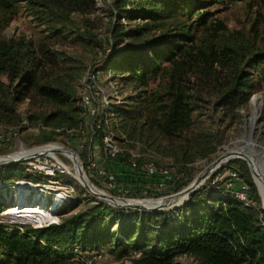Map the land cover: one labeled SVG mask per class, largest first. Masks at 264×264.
<instances>
[{"label": "trees", "instance_id": "obj_1", "mask_svg": "<svg viewBox=\"0 0 264 264\" xmlns=\"http://www.w3.org/2000/svg\"><path fill=\"white\" fill-rule=\"evenodd\" d=\"M22 3L38 20L41 38L2 35ZM96 10L97 0H0V76L8 81L7 92L0 97V123L19 135L38 128L40 144L79 139L87 165L91 155L96 158L94 145H99V165L119 185L130 189L139 185L138 192L182 190L188 183L181 184L176 173L164 181L165 169L157 163L156 174L148 173L144 166L152 157L147 154L134 158L125 149L116 158L109 157L103 144L104 136L112 135L108 121L128 147L140 143L144 152L170 156L181 167L210 160L231 138L230 129H241V110L258 89L254 72L264 64V14L257 13L248 31L232 30L214 21L201 0H114L108 48L87 74L108 73L113 86L120 85V96L127 90L134 95L107 111L103 102L96 103L99 94L95 95L94 117L83 102L84 69L73 66L74 57L58 46L73 37L102 49L89 17ZM77 15L82 18L75 20ZM26 101L30 109L22 119L18 107ZM117 165L129 177L121 179L114 171ZM225 167L238 170L255 207H246L213 186L214 174L178 216L97 202L78 212L76 207L65 209L58 224L44 228L10 230L0 225V264H71L76 258L85 263L103 249L119 257L138 255L133 264H178L181 256L198 264H264V213L257 208L262 196L244 161ZM90 177L104 186L97 172L91 170ZM162 181L164 187L159 186ZM5 207L0 202V210Z\"/></svg>", "mask_w": 264, "mask_h": 264}, {"label": "rangeland", "instance_id": "obj_2", "mask_svg": "<svg viewBox=\"0 0 264 264\" xmlns=\"http://www.w3.org/2000/svg\"><path fill=\"white\" fill-rule=\"evenodd\" d=\"M113 2L114 0H97V10L89 16L92 19L94 26L96 27L93 34L97 36L100 43H103L102 49L95 45L92 46L90 44L84 43L81 40L75 41L73 40V37H70L64 45L58 46L59 51H62L63 53H67L68 55L74 57V60L71 61L73 66L84 69L83 78L81 79V86L83 87L81 90L82 93L86 90L84 89L86 82L83 80L85 75L90 69L93 70L99 65V59L104 56V48H108L106 46L107 43H105V40L110 32L109 29L111 27V21L114 19L111 11ZM201 3L203 4L205 11L211 13L214 21L220 20L225 23L229 29L232 30L248 31L257 13L259 12L264 14V0H201ZM21 7H23L22 10L18 12L13 23L2 33V35L6 38H41V28L37 27V24L39 23L38 20L34 19V16L31 13L27 12L24 3L21 4ZM75 18V20H77L82 18V16L77 15ZM107 52L110 53L111 49H107ZM254 73V81L258 84V89L251 98L249 106L241 110V119L243 121V124L240 127L241 129L239 130L238 128V131L230 129L231 138L221 148H219L217 153L214 154L210 160H197L193 163L185 165V167H181L177 165L174 159L170 156L157 154L156 152H152L149 149L148 151L144 152V147L140 143H134L130 145L131 147H128L129 143L124 141L125 143H128L126 144V147L124 143L122 144L123 137H121V134L116 131L113 123L111 121H108V130L112 133L117 143L120 144L124 148V150L129 149L131 153L139 156L143 154L149 155L150 157H152L151 161L155 162V164L157 163V165H160L162 168L170 170L173 175L176 173L179 177L178 181L181 179V184L188 183V185H186L182 190L179 191H174L173 189L161 190L160 188H156L153 192L154 195H148L145 191L138 192L135 187H139V185L132 184L134 188L131 189L124 185H120L123 189H125L124 191L128 190L130 192L113 194L108 190L97 186L91 180V168L86 164L84 160L83 153L85 152L84 149L81 148V142H79V139L74 141L73 143L68 142V144H65L60 138H57V140L40 144L37 141V135L39 134L38 128L35 127H32V130L22 132L14 141V143H12V145H10L8 148L5 146H1L0 156L14 154L18 152L22 146L27 149H34L45 145H58V147L61 146L60 148H70L77 152L79 159L83 162V168L86 173V177H88V179L105 194H109L116 198H122L126 200H156L169 197L183 191L188 186H190L212 162L223 156L226 152L236 150L238 146L243 145L244 142L248 140V135L252 129L253 143L255 144V148L258 150L264 148V64H260V66L255 69ZM2 85H5V87H3ZM7 85L8 81L6 77L0 76V97L3 93L7 92ZM93 86H95L93 93L96 95L99 94V96H97L96 98V103L99 105L100 102H103L106 105V111L114 105L122 104L125 97L134 95L132 94L131 90H127L122 96H120V85L118 86V88L115 84L113 86L112 81L110 80V75L105 72H101L97 75L95 84H93ZM254 99H257L258 104H256V106L258 108V111L252 103V100ZM29 109V101L20 104V106L18 107V112L21 114L22 119H26V114ZM1 126L3 128H11L9 125L0 123V127ZM88 144L89 141L86 146H88ZM94 147L96 148L95 151L99 153V145L95 144ZM57 158L64 164V167L59 166L53 159L49 157L36 162V165L39 166L40 169L37 168L34 170H31L29 168L28 161L15 164L12 163L0 165V202L6 206L5 208L0 210L1 226L10 230H21L25 227L36 228L35 226L45 225V223L42 222L35 223L27 220L26 218H21L17 214H19V210L27 206H40L42 205L43 201H45L44 207L48 209L56 203L55 198L57 200L58 195L61 196V200L57 205L58 221L60 220V212L65 209L68 210L76 207V209H74V212H78L79 210L86 208L88 203H103L95 196L91 195L82 186V181L75 171L73 160H71L68 155L58 154ZM98 159L99 157H96L97 165L100 164L97 161ZM230 162L231 161L227 162L223 166L229 164ZM245 163L247 164V162ZM46 167L53 169L55 175L46 174L44 172L48 170ZM214 173L211 176H213ZM209 178L207 180H209ZM207 180L204 182V185ZM258 186L257 188L263 200V189ZM142 187L144 186L142 185ZM148 187L153 188L154 186L149 185ZM133 189H136L137 191L131 192ZM21 197L24 198L23 200L25 206L23 207H20ZM262 200L261 204L257 206L259 210H262ZM63 201L64 203L62 204ZM78 201H82V204L78 203ZM186 202L187 201L182 202V199H180L175 204V208L165 211L171 216H178L179 214H181L179 209L182 208ZM11 210L15 211L11 212ZM55 217L56 216H54V219ZM21 220L24 221L21 222ZM137 257L138 255L119 257V255L111 254L106 249H103L102 256L97 255L89 257L87 258V260H91L92 264H133V259ZM71 264L86 263L76 258L71 262ZM178 264L198 263L191 257L181 256L178 259Z\"/></svg>", "mask_w": 264, "mask_h": 264}, {"label": "built area", "instance_id": "obj_3", "mask_svg": "<svg viewBox=\"0 0 264 264\" xmlns=\"http://www.w3.org/2000/svg\"><path fill=\"white\" fill-rule=\"evenodd\" d=\"M95 81H96V76L94 74H92L91 72H89L86 76V79H85L86 93H85L84 98H83L84 105L89 109L90 115L94 116V117H96L97 112H98L96 107H94L92 104V98L96 95L93 93V90L95 89V86H93V84H95ZM22 124L26 127H29V123L27 120H24ZM92 126H93V124L91 125V127ZM99 127H100V125H98V128ZM18 137H19V134L15 128H6V127L3 128L2 126L0 127V147L5 146L8 148L10 145H12V143H14V141ZM103 144H104L105 153L111 158H116L117 156H119L120 154H122L124 152V148L120 144L117 143V141L113 135L104 136ZM51 147H58V145H56V146L45 145V146H40V147H37L34 149H27L24 146H22L18 152L14 153V154H10V155L23 157V156L29 155L31 152H34V151H39V152L43 153L39 156H36L35 158L27 160L29 168L31 170H34V169L39 168V166L36 165V162H39L41 159H44L46 157L53 159L52 157L47 156L45 154V151ZM81 148L84 149V145L81 144ZM58 154H60V153H56L57 157H58ZM98 154H100V153L97 152L96 157H99V159L97 160L99 163V162H101V158H100V155H98ZM131 154L134 158L139 157L138 155H135L134 153H131ZM78 158H79V156H78ZM53 160L59 166H61V164L56 159H53ZM80 162L83 165V162L81 160H80ZM89 166H90L91 170L97 172L99 179L104 181V183H103L104 186L102 188L108 190L111 193H117V194L122 193V192H130L128 190L124 191L125 189H123L117 183L114 175L112 173H110L109 171H107L104 166L101 167V166L97 165L96 164V158H94L92 155H91V159L89 161ZM134 166H136V165L134 164ZM61 167H63V166H61ZM46 168L48 169L47 171H44L46 174L55 175L53 169H51L49 167H46ZM144 168L148 171V173L150 175L156 174L157 168H156L155 162L150 160L148 163L145 164ZM214 174H215V177H214V180L212 182L213 186H218V188L231 193L232 198L234 200L238 201L239 203L243 204L246 207H255L256 206L255 202L253 201V199L251 197V192H250L249 186L239 176L237 169L222 166L217 171H215ZM162 176L164 178V181L167 182V181H170L172 179L173 175H172V172L170 170L165 169L164 171H162ZM159 186L164 187L165 182L162 181V183ZM65 200H66V198H65ZM55 201H56V198H55ZM64 201L62 202V204L64 203ZM48 209H51V207ZM58 210H59V208H58ZM57 214H58V211L55 215L56 216L55 219L52 222L47 223L45 225H41V226H35L36 227L35 229L48 227V226L53 225V224H58ZM100 255L102 256V254H100ZM96 256H97V254H96ZM85 263L86 264H92V261L86 260Z\"/></svg>", "mask_w": 264, "mask_h": 264}, {"label": "water", "instance_id": "obj_4", "mask_svg": "<svg viewBox=\"0 0 264 264\" xmlns=\"http://www.w3.org/2000/svg\"><path fill=\"white\" fill-rule=\"evenodd\" d=\"M252 103L256 107V110L258 111V108L254 103V100H252ZM248 141L251 142L252 148L255 152L253 157L248 158V157H246L247 154H245V156H243V157H233L232 152H236V150L228 151L223 156L219 157L217 160L212 162L200 174V176L198 178H196V180L190 186H188L186 189H184L183 191H181L175 195L165 197V198H161V199H156V200H126V199H122V198H116V197L109 195V194H105L102 191H100L93 183H91V181L88 179V177L86 178V173L84 171L83 165L80 162V160L77 158L75 160V166H76L77 172L79 173L80 176L83 177L84 181L87 180V184H86V182L80 181L82 186L89 193H92V191H94V190H92V188H94L96 191H98L99 193L93 192L94 193L93 196H95L101 202L107 203V204L112 205V206L117 207V208L125 209L127 211L128 210H137L140 212H159V211H165L168 209L175 208L176 207L175 204L180 199H182V202L189 200L191 197H193L195 192L198 189H200V187H202L204 185V182L215 171H217L224 164H226L227 162L232 161V160H243V161L247 162L248 167L250 169V172L252 174L254 183L256 185V182L254 179V165H258L259 169L261 171H264V148H262L261 150H258L255 148V144L253 143V129H252L248 135V140L246 142H244L243 145L238 146L237 149L238 148H244L245 149V147L248 146ZM63 150H66V151L72 153L73 155H75L76 157H78L77 152L74 151L73 149H70V148L62 147L61 149H57V150H53V151H54V153H62ZM41 154H43V153H41L39 151H34V152H31L27 156H23V157H19V158H14L15 155L0 156V165L25 162V161L32 159V158H35L36 156H39ZM256 187H257V185H256ZM258 193H259V190H258ZM259 195H260V193H259ZM135 202H138V203H135ZM146 203H148V204L146 205ZM262 204H263L262 206L264 207L263 200H262ZM261 211L264 213V209Z\"/></svg>", "mask_w": 264, "mask_h": 264}, {"label": "bare ground", "instance_id": "obj_5", "mask_svg": "<svg viewBox=\"0 0 264 264\" xmlns=\"http://www.w3.org/2000/svg\"><path fill=\"white\" fill-rule=\"evenodd\" d=\"M254 103H255V105L258 104L257 99H254ZM57 149H61V148L60 147L48 148L45 151V154L47 156L52 157L53 159H56L61 164V166L64 167V164L56 157V153H54V151H53V150H57ZM60 154L68 155V157H70L71 160H73L74 168H75V171L77 172L76 166H75V160H76V158L77 159H79V158L76 157L75 155H73L72 153L66 151V150H63L62 153H60ZM232 154H233V157H243V156H245V154H247L246 157L251 158V157H253L255 152L252 148L251 142L248 141V146L245 147V149L244 148H238V149H236V152H232ZM19 157L20 156H14V158H19ZM77 175H79L78 172H77ZM79 178L81 179L82 182H86V184H87V180L84 181L82 176L79 175ZM254 178L256 180V185L257 186L259 185L263 189V195H264V171H261L259 169L258 165H254ZM92 190H94V191H92V193H90L91 195H94V193H99L94 188H92ZM23 197L20 198V207L25 206ZM60 200H61V196L58 195L56 203L52 205L50 210L47 209L46 207H44L45 201H43L42 205H40V206H38V205H34L32 207L27 206V207L19 210V212H18L19 214H17V215H19L21 218H26L27 220L35 222V223H37V222H42L45 224L50 223L54 220L55 213L57 212V205H58V202H60ZM263 202H264V197H263ZM135 203H138V202H135ZM147 204L148 203H146V205ZM263 209H264V207L262 206V210ZM13 211H15V210H11V212H13ZM22 221H24V220H21V222ZM39 226H41V225H39Z\"/></svg>", "mask_w": 264, "mask_h": 264}, {"label": "crops", "instance_id": "obj_6", "mask_svg": "<svg viewBox=\"0 0 264 264\" xmlns=\"http://www.w3.org/2000/svg\"><path fill=\"white\" fill-rule=\"evenodd\" d=\"M114 171L118 174V176L121 178V179H124V178H127L129 176H126L125 174L122 173V169L119 165L117 166H114Z\"/></svg>", "mask_w": 264, "mask_h": 264}]
</instances>
